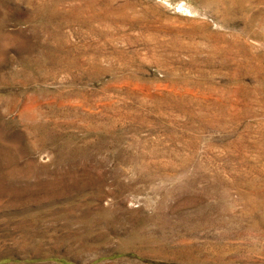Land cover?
<instances>
[{"label": "rangeland", "instance_id": "1", "mask_svg": "<svg viewBox=\"0 0 264 264\" xmlns=\"http://www.w3.org/2000/svg\"><path fill=\"white\" fill-rule=\"evenodd\" d=\"M0 264H264V0H0Z\"/></svg>", "mask_w": 264, "mask_h": 264}]
</instances>
